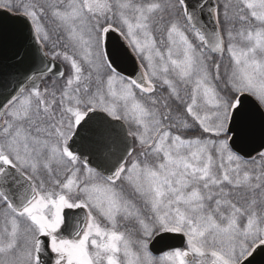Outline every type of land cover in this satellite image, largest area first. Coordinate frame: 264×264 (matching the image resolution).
I'll return each instance as SVG.
<instances>
[{"label":"snow or ice","instance_id":"snow-or-ice-1","mask_svg":"<svg viewBox=\"0 0 264 264\" xmlns=\"http://www.w3.org/2000/svg\"><path fill=\"white\" fill-rule=\"evenodd\" d=\"M9 21L0 264H264V0H0Z\"/></svg>","mask_w":264,"mask_h":264},{"label":"water","instance_id":"water-1","mask_svg":"<svg viewBox=\"0 0 264 264\" xmlns=\"http://www.w3.org/2000/svg\"><path fill=\"white\" fill-rule=\"evenodd\" d=\"M9 30L5 33L3 40L0 41V58H8L11 56L14 47L17 44L15 33L11 30V22L9 21ZM158 248L164 247V242H161Z\"/></svg>","mask_w":264,"mask_h":264}]
</instances>
